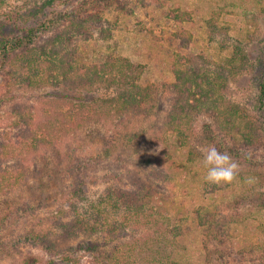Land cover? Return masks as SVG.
<instances>
[{"label":"rangeland","instance_id":"obj_1","mask_svg":"<svg viewBox=\"0 0 264 264\" xmlns=\"http://www.w3.org/2000/svg\"><path fill=\"white\" fill-rule=\"evenodd\" d=\"M25 1L33 6L45 0L0 1V22H5L6 15L10 12L12 15L14 12L20 14ZM126 2V11L113 9L104 16L108 21L105 26L112 33L111 39L102 40L95 34L90 42L78 38L74 45L78 54L90 55L95 52V56L99 53L120 55L143 65L142 82L144 85L150 84L156 91L143 114L125 117L120 127H113L122 132L121 136H133L136 140L132 144L122 147L123 141H119L117 148L107 145L106 149L109 151L106 153L102 126L91 123L86 129L80 130L82 119L75 125H70L69 132L74 135L63 138L57 147L47 150L44 145H40V141L34 146V150H23V145L19 143V130L12 127L18 118L14 110L24 112L26 107L35 106L41 111L42 108L38 107L44 105V96L51 93L66 94L73 88L52 84L40 90L31 89L15 84L0 73V166L20 178L19 185L13 192H2L0 186V264H20L17 261L22 253H29V257L38 259L49 257L52 260L50 264H66L56 257L58 253L50 255L27 239L24 240L30 230L39 228L49 230V241L56 243V250L53 252L75 247L80 242L101 243V234L81 232L77 237H64L63 230L56 231L50 217L61 204L65 206L66 202H70L71 198L68 197L77 188H82L79 198H83L78 203L79 212L89 213L90 206L99 201L109 184L116 182L114 176L117 175L122 176L120 188H136L134 182L137 186L142 183L148 186L155 184L163 189L160 192L171 204L174 202L185 205L192 212L203 206L208 208V215L214 216L222 234L228 236V241L224 244L228 246L224 259L221 263L216 261L214 264H264V131L261 130L264 128L261 121L264 110L257 102L258 85L262 79L255 68L264 47V0ZM176 8L189 12L191 20L182 24L171 20L169 12ZM211 17L220 27V33L214 36V40H211L206 28L207 20ZM30 20L29 24H35L36 19ZM183 31L190 34L188 42L175 35ZM45 36L41 35V44L45 41ZM236 47L243 50L252 69L229 77L228 93L225 96L238 104L243 116L247 118H242L240 113L243 120L236 117L235 123L245 126L249 121L250 126L257 130L259 141L255 145H247L241 140V136L232 135V131L228 132L229 136L223 132L222 126L227 125L228 118L224 115L226 106L214 103L218 104L217 111L221 114H201L204 110L199 111L195 119V159L190 160L192 157L189 158V147L181 146L178 142L175 145L173 138L170 149H167L158 138L165 130L164 121L171 102L169 86L173 81L170 71L172 60L178 55L203 54L206 59L212 58L218 64L228 58ZM111 93V90L104 88L86 93L84 100L88 102L87 105H71L72 109L66 108L65 112L76 114L81 109L79 117H83L85 113L90 114L97 104V109L102 106L103 103L100 104L99 100L106 99ZM210 106L214 109L213 103ZM41 120H44L43 116L34 120L32 127L38 126ZM205 123L212 126L216 134L221 131L227 149L231 147L254 157L256 165L245 167L244 161L232 157L240 164L238 175L232 182H205V170L199 165L200 149L207 145L206 135L202 134ZM5 133L16 140L18 145H3ZM164 149L172 154L169 159L166 158L165 163L160 155ZM11 151L17 153L16 158H2L3 153ZM97 157L105 159L101 164H89ZM152 187L156 189L155 186ZM73 215L63 220L71 222ZM188 218L184 223V228L187 227L185 264H208V256L201 244L202 231L196 225L192 213L188 214ZM52 255L55 257H50ZM82 263L92 264L87 257Z\"/></svg>","mask_w":264,"mask_h":264},{"label":"trees","instance_id":"obj_2","mask_svg":"<svg viewBox=\"0 0 264 264\" xmlns=\"http://www.w3.org/2000/svg\"><path fill=\"white\" fill-rule=\"evenodd\" d=\"M30 6L25 1L20 14L14 12L12 15L10 12L6 15L5 22H0V73L15 84L31 89L40 90L52 84H59L71 86L73 90L66 94L51 93L44 96V105L38 107L42 108L41 111L35 106L26 107L24 112L20 109L14 110L18 118L12 127L19 130L17 133L18 137H21L19 143L23 145V150H34V146L40 141V145H44L47 150L57 147L63 138L74 135L69 132L70 125H75L82 119L80 130L86 129L91 123L102 126V139L105 143L103 150L106 153L109 151L106 149L109 145L117 148L119 141H123L122 147L132 144L136 140L133 136H121L122 132L113 127H120L125 117L143 114L156 91L150 84H143V65L120 55L99 53L95 56V52L90 55L78 54L74 45L78 38L90 42L95 34L102 40L111 39L112 33L105 26L108 21L104 16L113 9L126 11V0H45ZM169 14V18L179 24L191 20V14L180 8L171 10ZM31 18L36 19L33 25L29 24ZM206 28L211 40L220 33V27L213 17L207 20ZM42 34L46 35V39L41 44ZM175 35L185 42H188L190 37L187 31ZM249 63L248 57L239 47L218 64L212 58L206 59L203 54L176 56L170 67L173 77L169 86L171 102L164 121L165 130L158 138L160 143L170 149V141L173 138L175 145L178 142L181 146L189 147V158L195 159V119L199 111L204 110L201 114L218 116L221 114L217 111L218 104L223 103L226 106L224 115L228 116L227 125L222 126L223 132L228 134L232 131V135L241 136L245 144L255 145L259 141L257 130L250 126L249 121L245 126L235 123V118L240 117V113L242 118H247L243 116L238 104L225 96L228 93V78L243 70L252 69ZM255 68L262 79L258 85L257 102L263 111L264 47ZM102 88L111 90L112 93L106 99L99 100L100 104H103L98 109L99 104L94 106L90 114L84 112L83 117H79L81 109L76 111V114L65 112L66 108L72 109L71 105H87L88 102L84 100L86 93ZM210 102L213 103L214 109L211 108ZM33 109L36 111L33 112ZM40 116H43L44 120L33 128L31 123ZM261 121L264 127V113ZM106 125L108 127H105ZM203 127L202 134L206 135L207 144L209 141V144H214L219 150L227 151L232 157L244 161L245 167L256 165L254 157L231 147L227 149L221 131L216 134L212 126L206 123ZM261 130L264 131V128ZM7 133L3 134V145H18L16 140L6 136ZM223 148L225 150H222ZM160 155L165 163L166 158L169 159L172 154L164 149ZM16 156L17 153L11 151L3 153L2 158L14 159ZM104 157H97V161L94 159L89 164H101ZM15 175L0 166L2 192L16 190L20 178ZM114 179L116 182L106 187L99 201L90 206L89 213L79 212L78 203L83 198H79L82 188H77L68 197L71 198L70 202H66L65 206L61 204L50 217L51 224L55 226L56 231L63 230L64 237H77L81 232L101 234V243L80 242L75 247L53 252L56 250V243L49 241V230L40 228L30 230L24 240L27 239L50 255L58 253L56 257L66 264H83L82 261L86 257L92 264H185L187 227L184 228V223L189 219L188 214L192 213L196 225L202 231L201 244L208 256V264L223 261L225 250L228 248L224 245L228 236L222 234L214 216L208 215V208L203 206L192 212L185 205L169 203L160 192L163 189L155 184L152 186L156 189L143 183L137 186L135 182L133 185H136V188H120L119 181L122 176H114ZM72 214L74 218L71 222L63 220ZM29 255L20 254L17 262L50 264L52 261L49 257L38 259Z\"/></svg>","mask_w":264,"mask_h":264},{"label":"clouds","instance_id":"obj_3","mask_svg":"<svg viewBox=\"0 0 264 264\" xmlns=\"http://www.w3.org/2000/svg\"><path fill=\"white\" fill-rule=\"evenodd\" d=\"M200 153L199 165L205 170V182L230 183L237 177L240 164L227 151L219 150L214 144H207L200 149Z\"/></svg>","mask_w":264,"mask_h":264}]
</instances>
